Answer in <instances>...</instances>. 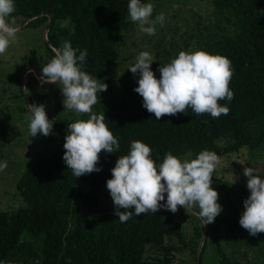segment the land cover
<instances>
[{"label":"trees","instance_id":"obj_1","mask_svg":"<svg viewBox=\"0 0 264 264\" xmlns=\"http://www.w3.org/2000/svg\"><path fill=\"white\" fill-rule=\"evenodd\" d=\"M209 3L211 21L205 23L197 16L189 33L183 32L179 42L171 41L170 48L161 49L166 60L159 64H167L181 51L203 50L227 57L234 69L229 84L234 97L219 104L227 106L229 113L213 118L189 108L157 121L142 106L143 98L99 99L92 111L105 114L119 149L112 154L102 151L97 164L101 171L78 178L63 160L65 142L28 160L14 185L17 207L11 211L0 207V264H173L175 253L186 250L194 255L192 264H200L208 243L219 264H264V233L252 236L239 224L243 202L250 195L245 176L241 183L213 172L211 187L218 192L223 210L206 225L198 258L203 233L198 208L178 207L176 213L161 209L121 223L114 215V203L104 205L99 199L116 160L127 155L136 140L150 146L157 164L168 152L177 157L189 152L194 159L203 150L222 155L264 145V0ZM128 4L129 0H15L12 15L16 26L33 17L22 27L44 29L50 14L43 41L49 60L54 56L50 47L59 49L70 42L73 49L87 50L81 70L98 78L122 59L117 46L129 16ZM162 40L161 36L157 43ZM48 118L55 120L52 132L65 139L69 124L89 116ZM245 167L264 179V162L246 161Z\"/></svg>","mask_w":264,"mask_h":264},{"label":"clouds","instance_id":"obj_2","mask_svg":"<svg viewBox=\"0 0 264 264\" xmlns=\"http://www.w3.org/2000/svg\"><path fill=\"white\" fill-rule=\"evenodd\" d=\"M15 8V0H0V55L17 38L18 27L12 15ZM153 11L152 3L129 0L131 21L138 23L139 30L149 36L155 35L156 24L163 26L165 20L163 13L153 19ZM53 51V58L42 67L41 84L60 85L64 109L89 116L87 120L78 119L68 125L63 160L77 178L99 172V154L102 151L112 154L119 149L118 139L105 123V114L97 115L92 111L108 85L81 70L87 57L86 49L79 51L73 49L70 42H64L62 48ZM153 63L154 57L142 51L129 71L139 73L138 87L134 91L143 98L142 106L154 114L157 121L163 116L185 113L189 108L197 115L207 113L213 118L229 113L227 106L219 104L225 99L231 102L234 97L229 88L234 69L227 57L203 50L181 51L170 63L160 66L159 79L151 70ZM27 108L30 136H49L55 120L48 118L46 106L33 103ZM151 153L150 146L133 141L129 153L118 157L111 170L112 178L107 180L106 187L119 221L124 223L134 215L155 214L161 209L176 213L180 207L188 211L198 208L196 214L203 226L213 223L223 210L218 203V192L211 187L220 157L213 151L203 150L196 158L188 160L168 152L163 162L157 164ZM6 167V162L0 164V171ZM243 175L247 177L250 195L243 202L239 224L256 236L264 233V179L247 167Z\"/></svg>","mask_w":264,"mask_h":264},{"label":"rangeland","instance_id":"obj_3","mask_svg":"<svg viewBox=\"0 0 264 264\" xmlns=\"http://www.w3.org/2000/svg\"><path fill=\"white\" fill-rule=\"evenodd\" d=\"M146 3L154 5L153 19L160 13L164 14L163 26L157 23L156 34L149 36L141 32L138 23L132 22L128 16L120 29L122 36L117 46L122 58L120 63L96 78L108 85L107 91L97 94L99 99H141L142 97L134 91L138 87L139 73L133 74L129 71L138 54L148 51L154 57L151 70L159 79V68L166 64L165 62L161 65V62L166 60L162 57L161 49L170 48L171 41L179 42L183 32L189 33L197 16L205 23L211 21L212 8L209 0H147ZM44 29L40 26L21 27L16 40L0 55V164H7V167L0 171V207L7 211L14 210L19 202L14 185L26 162L60 148L65 142L64 136L57 132H52L49 136L37 134L36 137H31L27 106L33 103L43 104L46 106L47 116L51 118L78 115L73 110L64 109L60 85L41 84L37 78V75L41 76L42 67L50 61L43 44ZM161 36L162 42L157 43ZM156 49H159L157 53ZM133 81L135 84L131 85ZM218 156L220 163L214 170L215 175L242 183L246 161L264 162V145L255 150H242ZM180 158L191 160L189 152L182 154ZM99 199L104 205L113 202L106 186L100 191ZM193 256L188 250L176 252L173 264H192ZM200 264H219L214 248L209 243L204 247Z\"/></svg>","mask_w":264,"mask_h":264},{"label":"water","instance_id":"obj_4","mask_svg":"<svg viewBox=\"0 0 264 264\" xmlns=\"http://www.w3.org/2000/svg\"><path fill=\"white\" fill-rule=\"evenodd\" d=\"M31 18H33V17H30V18H27L23 23H21L20 25H18L17 27H18V30L27 22V21H29ZM47 18H48V20H47V27L49 26V24H50V21H51V16H50V14H47ZM47 27L44 29V31H43V38L44 39H46V31H47ZM50 48H52V49H54L53 47H50ZM31 69H29V71H30ZM37 78L41 81V79H42V77L41 76H39V75H37ZM45 83H47V82H45ZM205 230H206V225H204L203 226V233H202V236H201V238H200V241L198 242V245H197V249H196V258H198V255H199V251H200V248H201V245H202V241H203V239H204V235H205Z\"/></svg>","mask_w":264,"mask_h":264}]
</instances>
